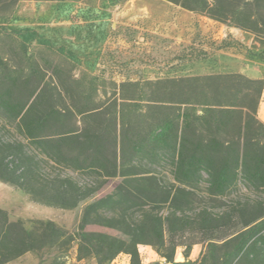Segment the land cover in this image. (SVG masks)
<instances>
[{"label":"trees","instance_id":"16d2710c","mask_svg":"<svg viewBox=\"0 0 264 264\" xmlns=\"http://www.w3.org/2000/svg\"><path fill=\"white\" fill-rule=\"evenodd\" d=\"M166 1L264 40V0ZM21 53L16 63L0 56V130L16 136L5 140L0 132V181L35 203L66 210L107 180L121 181L113 194L85 205L74 233L50 221L27 229L0 208V264L44 250L56 252L48 264H67L75 241L77 259L97 264L122 254L142 264L140 245L156 250L164 260L156 264H194L189 257L198 244L205 247L198 264H264L263 79L236 73L129 79L102 96L71 69L56 64L48 77ZM64 172L98 184H79ZM242 188L260 200L237 197L216 212ZM91 225L128 239L88 231ZM177 248L185 261L175 260Z\"/></svg>","mask_w":264,"mask_h":264},{"label":"rangeland","instance_id":"374dc122","mask_svg":"<svg viewBox=\"0 0 264 264\" xmlns=\"http://www.w3.org/2000/svg\"><path fill=\"white\" fill-rule=\"evenodd\" d=\"M22 50L27 52L25 61L38 63L49 72L48 77L52 66L63 65L76 79L91 80L102 96L111 95L115 84L129 79L144 84L146 80L236 73L264 80V40L229 22L215 21L166 0H21L15 5L12 0H0V56L16 63L23 57ZM0 132L5 140L16 138L8 129ZM63 174L79 184H98L86 174ZM161 177L165 184L172 183L167 173ZM120 181L107 180L73 210L35 203L28 194L0 181V208L10 221H20L27 229L34 221H50L74 233L85 205L113 194ZM237 197L260 198L242 188L239 196L224 199L216 212L231 208ZM161 212L166 214L167 210ZM87 230L128 239L100 225ZM138 249L142 264L164 262L152 246L140 245ZM204 250L202 244L195 245L189 260L198 264ZM183 252L177 248V262L185 261ZM55 254L47 250L27 253L7 264H40L41 260L48 264ZM66 261L97 264L95 258L77 259L76 241ZM107 264H131V258L122 254Z\"/></svg>","mask_w":264,"mask_h":264},{"label":"crops","instance_id":"0c3cea01","mask_svg":"<svg viewBox=\"0 0 264 264\" xmlns=\"http://www.w3.org/2000/svg\"><path fill=\"white\" fill-rule=\"evenodd\" d=\"M250 78L261 79L260 77L254 76V75ZM258 118L261 122L264 123V92H263V96H262V101H261L260 106H259Z\"/></svg>","mask_w":264,"mask_h":264},{"label":"built area","instance_id":"2783aa9c","mask_svg":"<svg viewBox=\"0 0 264 264\" xmlns=\"http://www.w3.org/2000/svg\"><path fill=\"white\" fill-rule=\"evenodd\" d=\"M262 101V100H261Z\"/></svg>","mask_w":264,"mask_h":264}]
</instances>
